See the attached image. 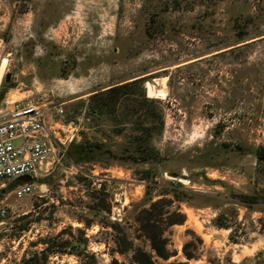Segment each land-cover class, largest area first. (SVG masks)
<instances>
[{
    "label": "rangeland",
    "instance_id": "obj_1",
    "mask_svg": "<svg viewBox=\"0 0 264 264\" xmlns=\"http://www.w3.org/2000/svg\"><path fill=\"white\" fill-rule=\"evenodd\" d=\"M0 63V109L43 95L78 141L106 145L95 161L62 158L43 191L0 190V264L84 234L81 256L47 264L127 261L112 225L136 235L147 199L162 197L186 216L165 233L168 262L264 264V0H0ZM118 85L115 106L89 113Z\"/></svg>",
    "mask_w": 264,
    "mask_h": 264
},
{
    "label": "trees",
    "instance_id": "obj_2",
    "mask_svg": "<svg viewBox=\"0 0 264 264\" xmlns=\"http://www.w3.org/2000/svg\"><path fill=\"white\" fill-rule=\"evenodd\" d=\"M125 85H118L111 87L107 90L101 91L99 102L96 107L89 109V113L100 114L99 111L106 109L105 107L115 106L118 98L121 96L122 88ZM108 97H104L105 95ZM4 91L0 93V99L3 97ZM113 98V101H111ZM106 101L112 102L107 103ZM99 116V115H98ZM106 145L103 143H82L78 139L74 140L70 144V149L68 150L66 158H70L73 163L80 164L83 162L95 161L98 159L100 154L105 153ZM254 154L259 160L264 161V147H260L254 151ZM145 176L142 180H149L153 182L156 175L152 171H144ZM171 173V176L180 179L176 173ZM170 181L172 187V192L177 200H184V197L178 195L179 189H186L182 186L179 181ZM18 184L14 181V184ZM189 191V190H188ZM152 186L148 184L147 195L151 196ZM191 192V191H190ZM250 204L255 202L253 196H243ZM148 206H145L139 213L136 221L138 222V233L136 235H130L121 224H114L112 227L117 232V252L121 255H127V261H119L117 258L113 257L111 264H187V262L172 261L168 262L172 257L177 256V253L169 247V240L165 233L169 227L175 224H183L186 220L184 214L180 215V218H175L176 214L179 212L171 211L169 209V204L162 197L157 200L153 198L147 199ZM103 210L107 207L102 205ZM220 227H227L223 223H219ZM60 237H48L43 239L42 243L44 247L42 250H32L25 257L21 264H47L49 258L55 254H75L81 256L84 251L87 250L88 240L85 234L75 241H70L68 239H59ZM139 240L145 245L136 243ZM149 247L150 250L147 249ZM188 259H193L194 256L188 255ZM160 260L163 263H160Z\"/></svg>",
    "mask_w": 264,
    "mask_h": 264
},
{
    "label": "built area",
    "instance_id": "obj_3",
    "mask_svg": "<svg viewBox=\"0 0 264 264\" xmlns=\"http://www.w3.org/2000/svg\"><path fill=\"white\" fill-rule=\"evenodd\" d=\"M64 112L43 95L6 102L0 109L1 191L22 176H29L32 181L18 182L13 189L17 198L43 191L36 181L51 174L54 166L66 158L67 147L78 139V127L59 120ZM53 115L58 119L52 120ZM15 141L20 144L15 145ZM5 213L2 209L1 214Z\"/></svg>",
    "mask_w": 264,
    "mask_h": 264
},
{
    "label": "water",
    "instance_id": "obj_4",
    "mask_svg": "<svg viewBox=\"0 0 264 264\" xmlns=\"http://www.w3.org/2000/svg\"><path fill=\"white\" fill-rule=\"evenodd\" d=\"M7 78L9 79V75L7 76ZM16 181L17 182H31L32 178L29 176H22V177L17 178ZM5 227H6L5 224L0 225V230L5 228Z\"/></svg>",
    "mask_w": 264,
    "mask_h": 264
},
{
    "label": "bare ground",
    "instance_id": "obj_5",
    "mask_svg": "<svg viewBox=\"0 0 264 264\" xmlns=\"http://www.w3.org/2000/svg\"><path fill=\"white\" fill-rule=\"evenodd\" d=\"M3 65H5V60L3 61V63H2ZM183 181V180H182Z\"/></svg>",
    "mask_w": 264,
    "mask_h": 264
}]
</instances>
